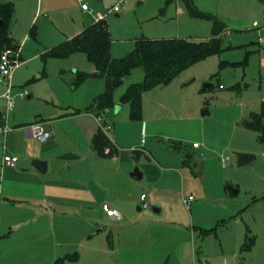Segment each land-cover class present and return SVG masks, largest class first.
I'll return each instance as SVG.
<instances>
[{
  "label": "rangeland",
  "instance_id": "374dc122",
  "mask_svg": "<svg viewBox=\"0 0 264 264\" xmlns=\"http://www.w3.org/2000/svg\"><path fill=\"white\" fill-rule=\"evenodd\" d=\"M4 2H12L16 7L12 25L25 59L11 79L16 104L8 113V123L12 126L14 121L34 123L38 118H50L54 111L51 96H56L57 85L63 82L69 86L74 71L85 70L92 62L84 52L64 59L49 57L46 61L43 54L46 49L79 35L96 18L83 11L79 0H0ZM84 2L95 12L107 14L113 55L117 58L135 50L136 40L142 37L204 41L213 35V21L192 17L183 0ZM193 2L200 11L214 15L227 25L222 33L224 50L190 66L169 83L172 87L175 85L171 96L175 109L189 112L194 109L200 115L207 110L209 114L204 116V144L199 148L192 143L185 146L194 156L189 162L190 169H184L189 191L186 198L193 195V201L191 210L185 205L173 207L176 254L164 252L157 259L145 262L264 264V142L257 131L246 128L243 123L253 111H260L264 102V1ZM117 5L120 11H111ZM16 45L9 48H17ZM222 61L237 64L221 65ZM143 71L137 68L127 78L140 81ZM206 83L212 86L206 88ZM8 85L7 80L0 78L2 112L6 101L1 97ZM80 88L72 90L69 86L66 96L82 98ZM25 91L26 94H20ZM156 94L164 99L165 87L159 86ZM148 100L149 97L145 107L149 105ZM128 112L129 103H123L120 112L115 111L114 105L105 114ZM238 153L255 155L254 161L238 164ZM170 154L173 156V152ZM231 188L239 192L234 194ZM212 228L215 231L203 233V229ZM247 235L255 237L250 251L242 248Z\"/></svg>",
  "mask_w": 264,
  "mask_h": 264
},
{
  "label": "crops",
  "instance_id": "0c3cea01",
  "mask_svg": "<svg viewBox=\"0 0 264 264\" xmlns=\"http://www.w3.org/2000/svg\"><path fill=\"white\" fill-rule=\"evenodd\" d=\"M83 11L95 18L100 13ZM14 30L13 24L11 36L19 44ZM21 58L24 62L23 53ZM83 69L96 71L93 63ZM78 71L68 85L72 90L81 87L83 97H67L69 86L62 82L56 96H51L52 116L36 120L51 133L47 141H39L29 131L27 126L33 122L14 121L12 131L0 135V264H54L74 253L79 257L64 264H146L164 252L176 254L173 207L185 205L191 210L192 203L189 208L184 201H193V195L186 198L184 169H190L194 156L185 146L204 144L206 115L175 109L171 102L175 85L170 84L163 85L164 99L156 94L161 85L143 93L141 120H133L131 112L88 110L106 80L90 77L74 88ZM143 77L144 71L137 82ZM124 80L114 93L116 112L122 110L121 98L128 86L136 82ZM100 115L113 127L104 132L111 142L104 152L93 143L102 131ZM5 154L18 156L20 162L15 167L4 164ZM36 158L48 162L45 173L33 167ZM137 166L143 173L141 180L130 173ZM90 181L105 190L103 201H96ZM144 194L149 205L142 212ZM103 203L116 209L120 219L108 216Z\"/></svg>",
  "mask_w": 264,
  "mask_h": 264
},
{
  "label": "trees",
  "instance_id": "16d2710c",
  "mask_svg": "<svg viewBox=\"0 0 264 264\" xmlns=\"http://www.w3.org/2000/svg\"><path fill=\"white\" fill-rule=\"evenodd\" d=\"M172 1V0H169ZM192 17L208 19L213 21V35L204 41H195L184 38H157L151 39L142 37L136 40V49L127 53L126 56L115 58L112 56L111 44L112 34L109 31L108 20H99L85 27L79 35L67 39L64 42L48 48L43 54L46 61L49 57L64 59L74 53L84 52L88 59L95 65L96 71L89 73L78 71L72 82L74 88L81 86L90 77H102L106 80L104 90L97 95L93 104L88 110L104 112L115 105L114 93L125 82V78L137 68H143V81L132 83L121 98L122 103H129L130 116L133 120H141L143 115V93L159 85L171 83L177 75L190 66L205 60V58L218 55L224 50L222 45V33L227 25L221 20L206 12L200 11L193 0H183ZM264 1V0H262ZM16 13V7L12 2L0 3V20L3 26L0 27V58L6 47L15 46L11 36V26ZM17 46V45H16ZM237 64V63H236ZM228 61H222L221 65H236ZM212 86V85H211ZM261 110L253 111L243 121L244 126L250 130L257 131L261 141L264 142V102ZM97 149L104 152L105 148L111 145L108 137L102 130L93 140ZM255 155L238 153V164L244 165L254 161ZM215 231V228L206 230L208 234ZM255 245V237L247 235L242 246L243 250L250 251ZM78 253L55 261L54 264H64L66 260H76Z\"/></svg>",
  "mask_w": 264,
  "mask_h": 264
},
{
  "label": "built area",
  "instance_id": "2783aa9c",
  "mask_svg": "<svg viewBox=\"0 0 264 264\" xmlns=\"http://www.w3.org/2000/svg\"><path fill=\"white\" fill-rule=\"evenodd\" d=\"M82 3V8L85 10L92 11L90 5L88 3H85L84 0H79ZM113 12H119L120 6H114V8L111 10ZM107 14L97 13L96 18L99 20H107ZM21 46L18 44L17 48H9L6 47L2 51V55L0 58V78L5 79L8 81V89L6 92L3 93L2 99H5L6 101V109L2 112L0 111V135L7 134L8 132L12 131L13 127L8 123V116L9 111H11L16 104V98L12 95V89L13 85L11 83V79L13 76L14 71L18 68V66L23 62L21 58V52H20ZM222 86V85H221ZM220 86V87H221ZM21 92V95L26 94ZM99 121L102 127V130L105 133H110L112 130L111 124L106 121L101 115L99 116ZM29 131L32 133V135L38 138L39 141L45 142L51 137V133L47 131L44 127V122L41 121H35V123H32L27 126ZM106 152H110V148L106 149ZM4 164L9 166H17V164L20 162L19 157L15 155H9L5 154L3 157ZM141 202L144 207L148 206L149 204L146 201V195H142ZM187 206L191 207V198L189 200L184 201ZM103 209L107 213L108 216L112 217L113 219H120V214L116 209H113L110 205L107 203H103Z\"/></svg>",
  "mask_w": 264,
  "mask_h": 264
},
{
  "label": "water",
  "instance_id": "95a60500",
  "mask_svg": "<svg viewBox=\"0 0 264 264\" xmlns=\"http://www.w3.org/2000/svg\"><path fill=\"white\" fill-rule=\"evenodd\" d=\"M2 26H3V21L0 20V27ZM211 85H212L211 83H206L205 87L207 88ZM206 114H209V111L203 113V115ZM32 165L33 167H35V169H37L41 173H45L48 168V162L40 158L32 159ZM130 173L132 177L136 180H141L143 178V173L140 171L138 166L135 167L134 170L131 171ZM89 187L93 191L97 202L103 201L105 199L106 196L105 190L101 189L100 186L98 187V185L95 182L90 181ZM231 189L234 194L239 192V190L236 188H231ZM138 209L141 210V207H138Z\"/></svg>",
  "mask_w": 264,
  "mask_h": 264
}]
</instances>
